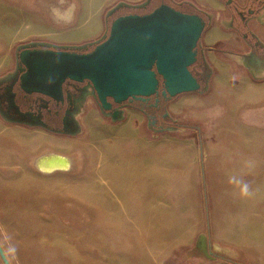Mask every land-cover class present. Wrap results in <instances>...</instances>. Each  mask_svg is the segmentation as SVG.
Segmentation results:
<instances>
[{
	"label": "rangeland",
	"instance_id": "rangeland-1",
	"mask_svg": "<svg viewBox=\"0 0 264 264\" xmlns=\"http://www.w3.org/2000/svg\"><path fill=\"white\" fill-rule=\"evenodd\" d=\"M119 1L0 0V75L12 68L18 44L80 45L101 38L108 31L107 9ZM43 2L63 8L76 3L77 10L71 21L59 22ZM200 2L227 16L215 0ZM87 28L89 36L71 40ZM215 28L221 36L207 45ZM251 28L264 42V27ZM237 35L226 17L216 18L200 45L246 52ZM206 58L214 67L210 90L181 94L167 106L179 119L173 127H183L178 132L154 131L131 109L114 123L94 101L75 136L0 119L1 134L34 141V153L75 157L80 149L83 160L71 172L44 175L28 165L29 148L16 150L19 162L7 160L9 150L0 148V244L10 264H264V74L250 77L240 58L213 51ZM242 134L250 145L243 157L233 146ZM171 150L175 158L157 157ZM243 165H254L249 176ZM238 175L247 196L237 187ZM202 234L230 252H201Z\"/></svg>",
	"mask_w": 264,
	"mask_h": 264
},
{
	"label": "water",
	"instance_id": "water-1",
	"mask_svg": "<svg viewBox=\"0 0 264 264\" xmlns=\"http://www.w3.org/2000/svg\"><path fill=\"white\" fill-rule=\"evenodd\" d=\"M205 28L206 23L200 16L184 14L168 6L143 16H121L113 21L106 40L89 53L66 51L81 50L87 45L47 44L54 49L23 54L20 62L27 71L21 76L20 87L26 93L56 99L61 96L67 79L87 80L102 112L110 111L113 103L119 105L111 113V120L120 122L125 119V109L121 106L127 101H147L161 93L170 102L181 94L207 91L209 82L202 89L190 71L197 61V47ZM175 129L172 126L157 132ZM202 248L206 251L205 241ZM0 257L4 264H10L1 244Z\"/></svg>",
	"mask_w": 264,
	"mask_h": 264
},
{
	"label": "flooded vegetation",
	"instance_id": "flooded-vegetation-1",
	"mask_svg": "<svg viewBox=\"0 0 264 264\" xmlns=\"http://www.w3.org/2000/svg\"><path fill=\"white\" fill-rule=\"evenodd\" d=\"M223 5L227 16L223 12H212L200 0H123L111 5L106 12L105 22L108 31L101 38L80 45L87 47L76 50L69 48L66 51L79 54L89 53L106 40L109 35L113 21L126 15H147L160 8L168 6L184 14L198 15L208 26V22L216 18H227V28L237 33L239 40L247 49L240 52L237 48L215 49L213 47H197V61L190 67L192 74L198 78L202 89L209 86L214 74V67L206 58V51H213L217 56L240 58L239 65L244 68L250 77L264 74V42L259 33L251 27L254 24L264 27L262 14L264 13V0H215ZM215 11V10H213ZM204 33V32H203ZM202 38V37H201ZM49 42L40 40H29L18 44L13 51V66L10 70L0 75V119L12 126L25 127L31 130H41L57 136H74L71 133L82 131V116L85 114L91 101H94L99 111L106 118H111V113L119 107L112 105L110 111L102 112L98 101L91 95L92 88L86 80L76 82L67 79L63 83V91L60 97L52 99L40 93H26L20 87L21 76L27 68L21 64L20 59L27 52L33 50L54 49L48 47ZM92 44V45H90ZM64 46V45H60ZM236 49V50H235ZM62 50V49H57ZM112 102V99H109ZM169 102L162 97L152 96L147 101L134 100L125 102L121 107L139 112L154 131L172 127L177 124L171 121L167 113Z\"/></svg>",
	"mask_w": 264,
	"mask_h": 264
},
{
	"label": "crops",
	"instance_id": "crops-1",
	"mask_svg": "<svg viewBox=\"0 0 264 264\" xmlns=\"http://www.w3.org/2000/svg\"><path fill=\"white\" fill-rule=\"evenodd\" d=\"M73 8H74V14H75V12H76V10H77V4L76 3H74V4H72L71 5ZM69 8H70V6H69ZM62 9H63V7H62ZM89 28H87V30L85 29V30H83V32H79L78 34H74L72 37H70L71 38V40H75V39H78L79 37H85V36H89L90 35V33H92V32H90V30H88ZM87 31V32H86ZM211 32H212V37H211V39L210 40H208V43H207V45H210L209 43H214L215 44V39H218L220 36H221V30H220V28H215V29H213V30H211ZM217 41V40H216ZM213 44V45H214ZM254 78V77H253ZM210 88H211V85L208 87V89H207V91H205L204 93H201V94H205V93H207L209 90H210ZM170 104V103H169ZM169 106V105H168ZM167 109H168V107H167ZM132 110V109H131ZM168 113V115H169V117L171 118V121L172 120H174L175 122L174 123H178L179 122V119H177V118H173L172 117V115L171 114H169V112H167ZM125 118H126V110H125ZM202 118H204V117H202ZM201 129V128H200ZM180 130H183V127L181 128H177V129H175V130H173V131H168V132H178V131H180ZM185 130V129H184ZM82 131H83V124H82ZM81 131V132H82ZM0 135H3L2 137H3V139H1V136H0V148L1 147H3V148H6V149H8L9 150V154H10V152L12 151V153L9 155H7V156H5V158L7 159V160H10V159H12L14 162L16 161V162H19V160H20V158L19 157H17L18 155H16L15 154V152H16V150H20L21 151V149L22 150H25L26 148H29L30 149V153L28 154V156L26 155L25 156V159H26V161H27V163H28V165H31V166H33V160H34V158H36V157H39V156H41V155H49L50 153L51 154H57L58 153V155H61V156H70V155H67V154H65V155H63L64 153H62L61 154V152H58V151H53V150H48L47 152H42V151H40L39 152V154L36 152V153H34V152H32V150L31 149H33V147H38V145L37 144H35L34 143V141H32V140H30V139H28L27 141H22L21 140V138H20V136H12V135H10V134H7V133H4V134H1V132H0ZM18 137V138H17ZM248 140H249V137L247 136V135H244V134H242V135H240L239 137H234V141H236L237 142V144H234L233 146H234V150H235V148L238 150V155H241L242 157L244 156V155H246L247 153H249L250 151H245L244 152V149H245V147H247V149L248 150H250V145H249V143H248ZM240 142H243V143H240ZM254 145V144H253ZM240 149V150H239ZM254 149V148H253ZM56 152V153H55ZM80 152H82L80 149L75 153V160L77 159V161H78V165H76V166H78L77 168H79V164H81V160H80V157H82V154L80 153ZM48 153V154H47ZM171 153V154H170ZM177 153V151H172L171 150V152H169V155H164V154H162L161 156H159L158 154H157V157L158 158H162V157H171V158H175L176 157V154ZM38 154V155H37ZM83 161V160H82ZM159 163V172L160 173H166V171H165V169H162L161 168V163L160 162H158ZM245 168H246V170H247V175L249 176V172H251L252 171V169L254 168L253 166L254 165H252V166H249V165H243ZM137 168H138V171H137V173L138 174H141V171L139 170V167L137 166ZM75 169V168H74ZM212 171V170H211ZM71 172V171H70ZM151 174H148L147 176H148V180L149 181H151V180H153V170L152 169H150V171H149ZM196 172L200 175L201 174V172H203V167H198V169L196 170ZM213 173H216V172H218V171H212ZM232 172H234V171H232ZM57 173H61V172H57ZM158 173V172H157ZM223 173H225V171L223 172ZM245 173V172H244ZM56 174V173H55ZM136 177H140V175H137ZM162 177V176H161ZM161 177H158V179H160ZM215 178H217L216 176H215ZM199 179V178H198ZM232 179H234V178H232ZM236 179H237V183H238V185H237V187H243V185H240L239 183L241 182V180H239L240 179V176L238 175L237 177H236ZM248 180H250V179H248ZM232 187L234 188V185H232ZM205 241V244H206V246H207V248H206V251H204L203 250V248H202V245H203V242ZM217 246L219 247V249L217 248ZM197 248L201 251V252H208V251H210L212 254H216V256H218V254L219 253H223V252H230V250H227V248H223L222 246H220L219 244H217V243H212L211 241H209L208 240V237L205 235V234H202L201 235V245L199 246H197Z\"/></svg>",
	"mask_w": 264,
	"mask_h": 264
},
{
	"label": "bare ground",
	"instance_id": "bare-ground-1",
	"mask_svg": "<svg viewBox=\"0 0 264 264\" xmlns=\"http://www.w3.org/2000/svg\"><path fill=\"white\" fill-rule=\"evenodd\" d=\"M50 3L43 2L42 4H44L47 11L49 12V14L52 16V18L55 21H59V22L64 21V20L71 21L70 19H72V17L74 16V8L71 5H70V8L67 7V8L62 9V6L60 3L58 4H53V3L50 4ZM8 35H11V33H8ZM81 158L82 157H80V160ZM76 165H78L77 159L75 160L74 157L66 156V155L61 156V155H58V153L57 154L50 153L49 155H46V156L43 154L39 157L34 158L33 160V167L38 172L44 175H53L57 172L67 173V172L73 171ZM217 248L219 249L218 246Z\"/></svg>",
	"mask_w": 264,
	"mask_h": 264
},
{
	"label": "clouds",
	"instance_id": "clouds-1",
	"mask_svg": "<svg viewBox=\"0 0 264 264\" xmlns=\"http://www.w3.org/2000/svg\"><path fill=\"white\" fill-rule=\"evenodd\" d=\"M230 182H232V181H230ZM249 194L250 193H249L248 185L244 184L243 187L241 188V195L247 196Z\"/></svg>",
	"mask_w": 264,
	"mask_h": 264
}]
</instances>
